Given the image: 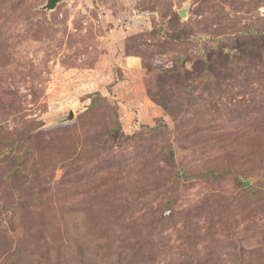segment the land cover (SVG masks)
<instances>
[{
  "label": "rangeland",
  "instance_id": "obj_1",
  "mask_svg": "<svg viewBox=\"0 0 264 264\" xmlns=\"http://www.w3.org/2000/svg\"><path fill=\"white\" fill-rule=\"evenodd\" d=\"M47 1L0 0V264H264V0Z\"/></svg>",
  "mask_w": 264,
  "mask_h": 264
},
{
  "label": "water",
  "instance_id": "obj_2",
  "mask_svg": "<svg viewBox=\"0 0 264 264\" xmlns=\"http://www.w3.org/2000/svg\"><path fill=\"white\" fill-rule=\"evenodd\" d=\"M67 1V0H48L47 3L43 6V9L47 11H51L56 9L59 3ZM75 119V114L72 110L67 114V116L62 117L58 122L65 123V122H72Z\"/></svg>",
  "mask_w": 264,
  "mask_h": 264
}]
</instances>
